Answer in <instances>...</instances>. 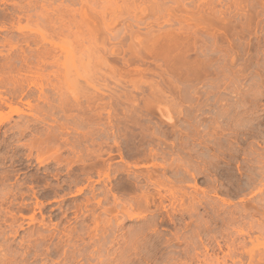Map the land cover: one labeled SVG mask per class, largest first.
I'll use <instances>...</instances> for the list:
<instances>
[{
  "label": "rangeland",
  "instance_id": "obj_1",
  "mask_svg": "<svg viewBox=\"0 0 264 264\" xmlns=\"http://www.w3.org/2000/svg\"><path fill=\"white\" fill-rule=\"evenodd\" d=\"M263 170L264 0H0V264H264Z\"/></svg>",
  "mask_w": 264,
  "mask_h": 264
},
{
  "label": "bare ground",
  "instance_id": "obj_2",
  "mask_svg": "<svg viewBox=\"0 0 264 264\" xmlns=\"http://www.w3.org/2000/svg\"><path fill=\"white\" fill-rule=\"evenodd\" d=\"M263 173H264V170H263V172H261L260 174L262 175ZM263 177H264V174H263ZM263 183H264V182H263ZM249 185H250V184H249ZM263 185H264V184H263ZM261 186H262V185H261ZM245 189H246V188H245ZM261 191H262V190H261ZM260 198H261V197H260ZM262 199H264V196H263ZM259 201H261V200H259ZM259 201H258V202H259ZM259 203H262V201L259 202ZM259 205H260V204H259ZM259 205L256 204V206H259ZM252 208H253V207H252ZM252 208H251V210H253V209L255 208V206H254L253 209H252ZM261 208L264 209V200H263V203L261 204ZM256 209H260V207H259V208L257 207ZM256 209H254V210L257 211ZM255 211H253V213H254ZM258 211H259V210H258ZM261 212H262V211H261ZM245 213H246V211H245ZM254 214H255V213H254ZM241 216H242V215H241ZM262 226H263V225H262ZM250 227H251V226H250ZM252 227H253V226H252ZM263 227H264V226H263ZM260 228H262V227H260ZM239 231H240V230H239ZM241 231H242V230H241ZM261 231H264V230L262 229ZM236 232H237V231H236ZM238 233H239V232H237V234H238ZM241 233H242V232H240V234H241ZM242 234H243V233H242ZM260 234H261V233H260ZM243 251H244V250H243ZM248 252H249V251H248ZM248 252H247V253H248ZM247 253H246V255L250 254V255H248V256L251 258L250 260H252V259H253L252 254H251V253H248V254H247ZM248 256H247V257H248ZM258 260H259V259H258ZM260 261H261V260H260ZM250 262H251V261H250Z\"/></svg>",
  "mask_w": 264,
  "mask_h": 264
}]
</instances>
